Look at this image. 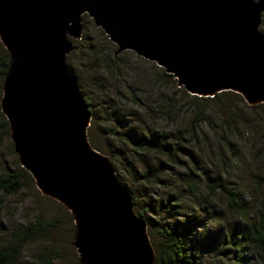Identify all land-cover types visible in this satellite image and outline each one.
<instances>
[{"label": "water", "instance_id": "obj_1", "mask_svg": "<svg viewBox=\"0 0 264 264\" xmlns=\"http://www.w3.org/2000/svg\"><path fill=\"white\" fill-rule=\"evenodd\" d=\"M264 0H0L10 59L1 111L19 162L73 215L82 264H155L146 220L108 156L89 141L91 111L67 55L88 15L117 46L198 97L232 91L264 103Z\"/></svg>", "mask_w": 264, "mask_h": 264}, {"label": "rangeland", "instance_id": "obj_2", "mask_svg": "<svg viewBox=\"0 0 264 264\" xmlns=\"http://www.w3.org/2000/svg\"><path fill=\"white\" fill-rule=\"evenodd\" d=\"M259 29L264 33V13ZM74 44L66 61L89 103V141L108 156L136 199L134 209L146 220L156 252L164 256L163 225L185 221L192 229L189 251L197 264H258L252 253L238 256L237 235L243 236L244 223L220 187L228 184L244 196L253 221L264 202V103L250 106L232 91L196 99L155 62L130 50L117 54V46L88 15L83 16L82 39ZM5 52L0 41V55ZM5 76L0 74V121L6 119L1 111ZM0 136L2 175L20 162L10 130L3 127ZM146 139L165 141L176 163L139 150ZM152 167L158 172L144 179L142 173ZM208 182L217 186L211 195ZM0 201V247L12 231L30 222H53L25 245L16 264H82L73 215L42 194L32 176L18 193L0 194Z\"/></svg>", "mask_w": 264, "mask_h": 264}, {"label": "trees", "instance_id": "obj_3", "mask_svg": "<svg viewBox=\"0 0 264 264\" xmlns=\"http://www.w3.org/2000/svg\"><path fill=\"white\" fill-rule=\"evenodd\" d=\"M9 66V55L5 52L0 55V74L6 75ZM195 97L196 99L202 98ZM213 98H219V94H216ZM8 126V121L6 119L0 121V129L4 127L5 130L8 131ZM2 140L3 138L0 136V145ZM164 142L165 141H162V143L159 144L146 139L141 141L138 149L147 153L166 155L171 162L176 163V159H174L176 154H173L172 148L167 146ZM157 168L158 167L150 168V170L142 173V177L144 179H149L154 175V172L156 173ZM152 170H154V172H152ZM28 176L31 175L22 168L21 165L15 169L7 170L0 175V194L11 195L18 193L24 187L26 177ZM227 185L228 184L221 185L222 194L229 202V207L239 213L240 219L244 223L243 236H241L240 232L237 235L239 240L237 245L242 246L238 249V256L243 259L245 258V254L252 253L258 264H264V202H262L261 206L256 210L254 215L255 218L252 221L250 219L251 215L247 214L248 205L244 200V196L236 191L234 187H229ZM216 188L217 186H215V184L208 182L209 195L214 193ZM135 204L136 199L134 200V205ZM138 215L141 216L140 213H138ZM52 224V221L37 219L36 221L28 223L20 230L12 231L7 244L0 247V264H16L17 261L20 260L25 245L46 233ZM160 236L162 238V253L164 256L156 252L157 261L155 264H197L196 258L189 251L192 229L187 222L181 221L163 225V228L160 230Z\"/></svg>", "mask_w": 264, "mask_h": 264}]
</instances>
